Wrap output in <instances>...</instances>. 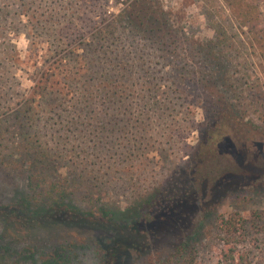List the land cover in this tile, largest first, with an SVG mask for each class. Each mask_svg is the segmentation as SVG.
I'll return each instance as SVG.
<instances>
[{
	"label": "rangeland",
	"instance_id": "rangeland-1",
	"mask_svg": "<svg viewBox=\"0 0 264 264\" xmlns=\"http://www.w3.org/2000/svg\"><path fill=\"white\" fill-rule=\"evenodd\" d=\"M141 2L157 12L160 24L154 27L150 19L154 15L139 13ZM50 9L57 13L54 27L36 26L34 18ZM219 27L226 32L223 38L217 35ZM236 27L225 0H175L165 5L157 0H0V201L7 204L26 192L30 160L19 146L21 134L45 143L51 153L61 152L64 161L53 164V169L61 173L64 168L75 169L96 178L87 177L90 184L81 185L94 195L82 189L81 198H100L99 202L124 208L134 205L141 194L174 188L206 126L205 110L211 101L200 91L203 85L208 92L225 90L241 96L239 129L246 132L247 124L248 139L259 140L249 122L264 129V87H255L258 76L264 84V74L257 76L255 66L249 65L258 64V53ZM199 45L212 47L216 56L232 65L220 61L215 68L197 52ZM119 65L127 71L121 72ZM104 73L117 78L109 82ZM84 80L95 90L93 118L86 121L91 117L82 116L72 125L63 116L78 100L77 83ZM195 80L199 86L192 85ZM43 90L52 92L51 104L42 103ZM26 101L40 102L45 109L53 105L63 120L39 116L31 126L21 124L17 113ZM221 163L227 166L228 160ZM214 165L208 164L209 172ZM84 205L86 210L96 208L88 201ZM215 213L238 215L244 234L237 245L245 257L242 262L264 264V199L253 197L240 205L227 199L215 207ZM77 222L72 227L58 224L50 233L40 226L34 233L22 229L30 240L15 241L16 251L26 242L53 241L64 231L79 240L102 232L99 223ZM3 223L0 235L5 233ZM11 228L8 232L19 229ZM22 232L17 233L24 236ZM203 237L197 264H230L223 258V235L208 221ZM166 249H153L131 264H161ZM95 262L87 251L81 264Z\"/></svg>",
	"mask_w": 264,
	"mask_h": 264
},
{
	"label": "trees",
	"instance_id": "trees-1",
	"mask_svg": "<svg viewBox=\"0 0 264 264\" xmlns=\"http://www.w3.org/2000/svg\"><path fill=\"white\" fill-rule=\"evenodd\" d=\"M225 2L237 21L236 30L240 35L246 34L249 37V47L254 53H258V64L249 65L255 66L257 76L258 73L264 74V0ZM139 8V13L141 11L154 15L150 18L154 27L160 24L157 12L151 11L150 6L141 2ZM55 17L57 13L50 9L45 16L34 18V23L41 29L53 28ZM217 35L223 38L226 32L219 27ZM198 49L197 52L205 56V61L213 62L215 68L220 66V61H227L216 56L212 47L199 45ZM228 61L224 62V65L229 67L232 63ZM118 68L121 72L127 71L125 65H119ZM104 76L109 82L117 78L113 74L104 73ZM225 77L224 75V80ZM261 81L262 78L258 76L256 88L264 87ZM89 82L84 80L77 83L79 98L68 106L69 111L63 116L68 122H72V125L77 124L82 116L91 117L86 121L93 118L90 114L95 90ZM196 83L197 80L193 81L192 85H200ZM200 87L203 89L200 91H205L211 101L205 110L208 113L205 118L206 126L200 131L199 145L181 168L177 184L172 189L141 194L135 198L134 205L124 208L99 202L100 198H81L79 193L82 189H85L88 195H94V191L81 185L87 186L90 184L88 178L92 181L96 178L83 171L78 174L75 169L64 168L62 173L58 168L53 169V164L64 161L61 152L54 150V153H51L52 149H48L45 143H40L30 135L21 134L19 146L30 160L27 168L29 174L23 196L18 193L17 197L7 204L0 201V221L4 222V235L14 238L11 240L3 234L0 235V264H81L87 251L93 254L95 264H131L153 249L163 250L166 247L167 255H162L161 264H197L198 248L204 239L206 221L223 235L225 261L230 264H244L242 260L245 257H241L243 254L237 250V245L244 237V234L240 233L241 219L238 215L220 217L216 215L215 207L231 198L236 205L253 197L264 199V129L259 130L261 126L250 121V131L259 134L260 141L248 139L247 124L246 132L243 133L239 129L243 123V115L240 113L243 105L241 96L226 94L225 90H215L212 93L206 90L205 85ZM195 96L200 99V94ZM52 97V92L48 90L40 93V99H43L42 103L46 105L51 104ZM42 103L33 105L32 101H26L25 107L17 113L21 124L31 126L39 116H48L50 119L56 115L63 120L61 114L55 113L57 108L50 105L45 109ZM195 108L204 110L203 107ZM225 159L228 160V165L221 166ZM209 163H215L212 172L208 170ZM95 187L98 188L97 185H94ZM100 191L98 188L96 193ZM85 201L96 205L95 210H86ZM73 218L75 220L69 224L68 221ZM76 218L99 223L97 228L102 229V232L83 236L79 240L64 231L56 235L53 241L50 239L43 245L35 241L26 242L21 251H16L18 243L15 241L30 240L25 237L27 232L23 233L22 229L34 233L40 227H45L46 229L42 230L50 233L59 224V220L62 219L61 224L72 227V224L79 223ZM61 224L59 225L62 226ZM13 226L19 229L13 233L8 232ZM18 231L24 236H20Z\"/></svg>",
	"mask_w": 264,
	"mask_h": 264
},
{
	"label": "built area",
	"instance_id": "built-area-1",
	"mask_svg": "<svg viewBox=\"0 0 264 264\" xmlns=\"http://www.w3.org/2000/svg\"><path fill=\"white\" fill-rule=\"evenodd\" d=\"M158 2H162L165 4H167L168 2H172V1H175V0H157Z\"/></svg>",
	"mask_w": 264,
	"mask_h": 264
}]
</instances>
